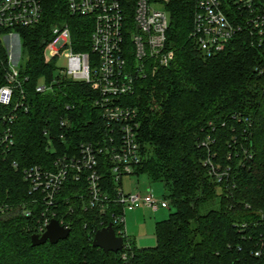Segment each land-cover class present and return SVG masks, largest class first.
I'll list each match as a JSON object with an SVG mask.
<instances>
[{"label": "trees", "instance_id": "trees-1", "mask_svg": "<svg viewBox=\"0 0 264 264\" xmlns=\"http://www.w3.org/2000/svg\"><path fill=\"white\" fill-rule=\"evenodd\" d=\"M133 1L122 0L129 8ZM41 5L40 22L14 29L24 56L20 76L27 77L22 84L27 110H15L9 159L18 168L0 172L4 202L18 203L26 195L24 167L51 168L57 157L75 156L80 144L110 133L95 104L97 91L62 73L59 56L47 54L51 28L66 24L72 49L91 56V18L70 13L66 0ZM194 5L195 0H168L166 45L173 59L127 97L139 111L141 160L134 174L162 182L163 198L173 207L155 222V245L138 247L124 235L118 251L94 246L95 232L111 214H122V207L109 205L103 215L88 204L84 181L69 179L59 207L69 223L68 237L33 246L27 218H0V264H264V38L260 43L257 33L242 30L223 50L207 55L191 36ZM7 60L0 41V86ZM39 83L46 89L36 91ZM99 161L114 197L117 183L107 155L100 153Z\"/></svg>", "mask_w": 264, "mask_h": 264}, {"label": "built area", "instance_id": "built-area-1", "mask_svg": "<svg viewBox=\"0 0 264 264\" xmlns=\"http://www.w3.org/2000/svg\"><path fill=\"white\" fill-rule=\"evenodd\" d=\"M159 2L164 3L165 10L154 7ZM66 3L70 13L91 18L92 55L72 49L71 32L66 24L51 28L53 38L47 46V54L49 57L63 56L66 68L61 72L75 80L85 81L97 91L95 104L101 108L110 133L97 142L80 144L79 153L75 156L57 157L51 168L43 165L24 167L21 172L28 187L24 198L18 203L0 199V218L14 214L27 218L32 234L38 236L45 232L51 219H57L69 228L65 216L59 215L61 198H64L61 193L69 179L76 183L84 181L88 204L97 207L103 215L106 208L114 203L120 205L123 212L126 208L139 206H147L153 211L169 206L165 198L155 197L150 191L125 193L121 184L124 176L134 175L141 160L137 139L139 111L127 97L142 86L144 79L156 75L173 59V50L166 45L170 22L166 9L168 0H134L130 8L122 0H66ZM41 18V0H0V29L7 30V33L0 32V41L8 53L5 83L0 86L1 173L6 167L18 168L16 161L9 159L15 141V110L19 107L27 110L24 104L26 94L22 88L27 77L21 78L20 60L18 55L15 57L11 53L13 40L19 36L11 30L34 26ZM192 23L191 36L207 55L223 50L242 30L257 33L262 43L264 0H195ZM7 39L10 41L9 50L3 43ZM45 89L43 83L36 86L38 92ZM100 153L107 155L110 172L117 183L114 197L108 194L99 172ZM211 169L216 173L213 166ZM111 216L109 223L113 228L121 226L114 231L123 238L126 235L123 213Z\"/></svg>", "mask_w": 264, "mask_h": 264}, {"label": "rangeland", "instance_id": "rangeland-1", "mask_svg": "<svg viewBox=\"0 0 264 264\" xmlns=\"http://www.w3.org/2000/svg\"><path fill=\"white\" fill-rule=\"evenodd\" d=\"M154 7L165 10L163 2L154 4ZM12 33H16L15 30H11ZM7 33V32H6ZM4 45L7 46L8 50L10 41L7 39L3 41ZM11 53L19 58L20 62L24 58L22 53L21 44L18 38L13 40V47ZM58 67L62 69L66 68V59L61 56L57 60ZM122 189L125 193L132 192L135 190L150 191L155 197H163L165 194L164 186L160 181H154L150 179L147 174H134L126 175L122 178ZM16 201V200H15ZM215 207L218 206L216 202ZM173 210V207L159 209V211H153L147 206H139L132 209H124L123 217L125 234L134 240L135 245L138 247H152L156 243L154 234L155 222L164 219L168 216L169 212Z\"/></svg>", "mask_w": 264, "mask_h": 264}, {"label": "water", "instance_id": "water-1", "mask_svg": "<svg viewBox=\"0 0 264 264\" xmlns=\"http://www.w3.org/2000/svg\"><path fill=\"white\" fill-rule=\"evenodd\" d=\"M69 234L70 228L61 225L57 219H51L43 234L40 236L37 234L31 235V244L33 246L46 242L54 244L59 240L67 238ZM92 244L101 248L106 253L109 251H118L123 247V238L115 234L112 224L109 223L107 226L95 232Z\"/></svg>", "mask_w": 264, "mask_h": 264}, {"label": "crops", "instance_id": "crops-1", "mask_svg": "<svg viewBox=\"0 0 264 264\" xmlns=\"http://www.w3.org/2000/svg\"><path fill=\"white\" fill-rule=\"evenodd\" d=\"M138 190V189H137ZM136 191V190H135ZM140 191V190H139ZM145 191H147V190H145ZM159 209H163V208H159ZM159 209L158 210H156V211H159Z\"/></svg>", "mask_w": 264, "mask_h": 264}]
</instances>
